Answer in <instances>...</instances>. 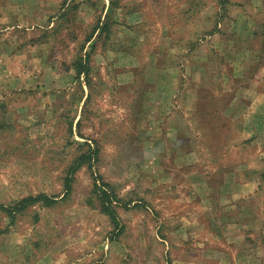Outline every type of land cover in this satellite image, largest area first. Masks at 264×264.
I'll list each match as a JSON object with an SVG mask.
<instances>
[{
	"label": "rangeland",
	"instance_id": "374dc122",
	"mask_svg": "<svg viewBox=\"0 0 264 264\" xmlns=\"http://www.w3.org/2000/svg\"><path fill=\"white\" fill-rule=\"evenodd\" d=\"M0 264H264V0H0Z\"/></svg>",
	"mask_w": 264,
	"mask_h": 264
},
{
	"label": "trees",
	"instance_id": "16d2710c",
	"mask_svg": "<svg viewBox=\"0 0 264 264\" xmlns=\"http://www.w3.org/2000/svg\"><path fill=\"white\" fill-rule=\"evenodd\" d=\"M222 1V0H220ZM76 72L78 74L81 73H87L88 72V66L85 63H78L76 65ZM90 154H81L77 160V162L70 167L69 172L67 174V176L64 179V191L66 193H68V191L71 189V184H72V180H73V173L74 171L79 167V165L87 162V160L89 159ZM94 192L99 200L100 203V208L106 212L107 214H109L113 220H115V214H114V206L112 205L114 202H116V196L115 194L108 188V183L101 181V182H96V180L94 181ZM40 198L42 200H44V202L46 204H51L55 201L54 197H48L46 195H37L35 197H26L23 198L20 201V204H22L21 207H24L25 205H27V202L29 201H33L34 199ZM11 210V209H8ZM13 212V211H10Z\"/></svg>",
	"mask_w": 264,
	"mask_h": 264
}]
</instances>
